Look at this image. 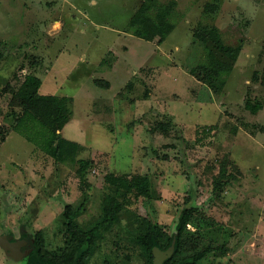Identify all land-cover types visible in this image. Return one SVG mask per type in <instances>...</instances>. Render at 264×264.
<instances>
[{
  "label": "rangeland",
  "instance_id": "obj_1",
  "mask_svg": "<svg viewBox=\"0 0 264 264\" xmlns=\"http://www.w3.org/2000/svg\"><path fill=\"white\" fill-rule=\"evenodd\" d=\"M141 1L0 0V235L40 232L46 250L60 254L65 205L84 204L74 221L89 229L102 215L104 176L140 174L150 199L134 200L100 230L87 264H145L135 230L151 218L170 235L189 194L199 208L198 249H225L199 264H264V0H221L215 14L203 11L210 0H175L182 19L159 45L125 32ZM203 28L241 45L231 75L213 87L197 69L204 48L194 32ZM153 62L166 72H153ZM28 73L41 79L39 94L70 99L61 133L81 144L77 159L90 161L82 176L78 162L55 163L36 139L11 130L20 110L8 103ZM89 73L95 84L79 90ZM111 96L121 101L114 116ZM246 100L262 107L253 114ZM222 162L233 178L213 193ZM0 264L23 262L0 248Z\"/></svg>",
  "mask_w": 264,
  "mask_h": 264
},
{
  "label": "trees",
  "instance_id": "obj_2",
  "mask_svg": "<svg viewBox=\"0 0 264 264\" xmlns=\"http://www.w3.org/2000/svg\"><path fill=\"white\" fill-rule=\"evenodd\" d=\"M220 1L206 2L203 11L207 14H215L220 8ZM176 5L175 0L166 2L142 0L128 21L125 32L145 41H153L157 38L158 44L163 43L182 19V14L177 12ZM194 37L204 48V60L198 64L197 69L204 75L211 87L224 82L232 73L233 63L239 56L241 45L226 44L221 32L216 28H203L202 31H195ZM207 42H211L213 48L229 62L218 58L206 46ZM189 72L193 74L194 69ZM40 86L41 79L33 73H28L18 88L12 92L9 107L18 108L20 113L13 118L11 130L19 132L29 141L35 142L34 139H36L38 148L55 163L78 162L80 167L77 171L82 176L85 166L90 161L77 159L82 146L65 139L61 134V130L71 117V110L68 106L70 99L65 96L39 94ZM245 107L255 114L262 104H252L246 100ZM167 128L168 125L165 124L164 131H167ZM4 139L1 133L0 141L4 142ZM191 177L188 175V179ZM232 178L233 175L226 171L225 162H222L218 175L213 180V193L223 190ZM104 185L106 192L102 200L101 218L89 229H82L74 221V218L81 213L84 204L77 208L69 204L65 205L63 217L66 220L68 244L60 254L46 250L40 232L34 234L22 232L21 238L32 240V250L25 264H87L94 252L95 240L100 230L108 229L118 223L123 208L131 205L134 200L140 197L150 199V180L146 175L128 176L109 173L104 176ZM198 209L192 194L187 195L178 213L175 231L170 235H166L151 218H145L142 221L140 227L134 232L133 240L142 250L145 264H152L154 247L166 251L173 240V253L163 261V264H199L209 252H225L224 248L210 245L198 249L199 242L196 234L199 224L194 216ZM188 225L193 226L194 231H191Z\"/></svg>",
  "mask_w": 264,
  "mask_h": 264
},
{
  "label": "water",
  "instance_id": "obj_3",
  "mask_svg": "<svg viewBox=\"0 0 264 264\" xmlns=\"http://www.w3.org/2000/svg\"><path fill=\"white\" fill-rule=\"evenodd\" d=\"M24 241L10 242L6 235H0V248L5 252L7 256L12 257L13 259H17L14 255L15 249L23 244ZM174 248V240L172 241L170 247L166 251H161L157 247H154L152 250L153 253V261L152 264H163V261L171 256Z\"/></svg>",
  "mask_w": 264,
  "mask_h": 264
},
{
  "label": "crops",
  "instance_id": "obj_4",
  "mask_svg": "<svg viewBox=\"0 0 264 264\" xmlns=\"http://www.w3.org/2000/svg\"><path fill=\"white\" fill-rule=\"evenodd\" d=\"M162 44V43H161ZM157 45H159L158 43H157ZM126 48V47H125ZM117 60V59H116ZM116 63H118L117 61H116ZM116 63H113V62H111V67H110V69L111 70H109L110 72H119L118 71V68H117V66L115 65ZM113 64V65H112ZM152 66H153V72H166V71H162L161 70V64L160 63H155L154 64V62L152 63ZM24 73V72H23ZM54 73V75H56V72H53ZM103 79V78H102ZM93 80V77H92V74H88L87 76H86V78H84L83 79V82H81V80L79 81V84H78V89L80 90V88L83 86V84L86 82V83H88L89 82V84L90 83H92V84H95V82H94V80ZM136 80V79H135ZM103 83H102V85H103V87H105V88H108L110 85H109V83H110V81L109 80H104V81H102ZM128 84H132V86H133V81H129V83ZM105 90H107V89H105ZM56 96H59V95H56ZM60 97V96H59ZM66 97V96H65ZM112 97V96H111ZM118 102H121L120 100H118V99H115L114 98V96L112 97V98H110V102H108V103H106V104H109V106L111 107V110H112V115L114 116L115 114H116V111H115V107L117 106V105H119V103ZM116 105V106H115ZM113 106H115V107H113ZM92 107V106H91ZM119 107V106H118ZM72 116V115H71ZM71 120V117H70V119H69V121ZM65 127V126H64ZM63 130V129H62ZM62 130H61V132H62ZM62 134V133H61ZM81 145V144H80Z\"/></svg>",
  "mask_w": 264,
  "mask_h": 264
},
{
  "label": "flooded vegetation",
  "instance_id": "obj_5",
  "mask_svg": "<svg viewBox=\"0 0 264 264\" xmlns=\"http://www.w3.org/2000/svg\"><path fill=\"white\" fill-rule=\"evenodd\" d=\"M10 234V235H9ZM2 235H6L7 239L10 241V242H19V241H24L23 244H20L16 249H15V257L17 259H13L12 257L10 256H7L4 252V254L6 255V257L10 260H16V261H20V262H23V264H25V260L27 258V256L30 254L32 248H31V242L32 240L30 239H25V238H21V234L18 238H15L13 236L12 233H8V232H4ZM30 244V246H29Z\"/></svg>",
  "mask_w": 264,
  "mask_h": 264
}]
</instances>
